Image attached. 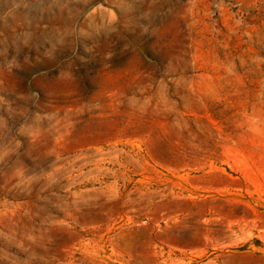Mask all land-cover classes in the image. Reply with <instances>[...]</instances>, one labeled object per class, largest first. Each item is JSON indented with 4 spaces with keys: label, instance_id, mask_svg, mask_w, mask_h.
Masks as SVG:
<instances>
[{
    "label": "rangeland",
    "instance_id": "1",
    "mask_svg": "<svg viewBox=\"0 0 264 264\" xmlns=\"http://www.w3.org/2000/svg\"><path fill=\"white\" fill-rule=\"evenodd\" d=\"M0 264H264V0H0Z\"/></svg>",
    "mask_w": 264,
    "mask_h": 264
}]
</instances>
